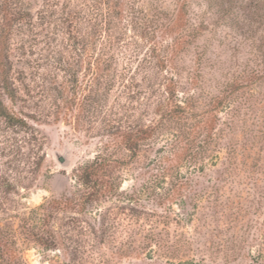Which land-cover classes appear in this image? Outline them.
Instances as JSON below:
<instances>
[{
  "label": "rangeland",
  "instance_id": "obj_1",
  "mask_svg": "<svg viewBox=\"0 0 264 264\" xmlns=\"http://www.w3.org/2000/svg\"><path fill=\"white\" fill-rule=\"evenodd\" d=\"M189 5L0 0V264H264V25Z\"/></svg>",
  "mask_w": 264,
  "mask_h": 264
},
{
  "label": "trees",
  "instance_id": "obj_2",
  "mask_svg": "<svg viewBox=\"0 0 264 264\" xmlns=\"http://www.w3.org/2000/svg\"><path fill=\"white\" fill-rule=\"evenodd\" d=\"M107 1L109 3L114 4L115 7L121 6V2H123V0H107ZM197 1L200 4H203L205 6V10H211L212 11L211 14L216 19L223 20V21L229 19L233 9H238V10L248 9L250 13L249 14L250 17L252 16L255 19H259L258 23H261L262 21L264 25V0H251L247 8L243 6L242 1L238 2V0H197ZM190 2L191 0H175V8H176L175 22L184 23L183 20L187 16V11L190 6L189 5ZM159 63L163 64L161 60ZM1 72H2L1 74L2 82L3 84H6V80H5L6 78L4 76V72L3 71ZM219 103H220V100H219ZM1 115L3 117H6L7 120L11 122L19 123L20 121V120H16V118H14V116H12L11 114L4 115L2 113ZM107 165H108V161L105 158L96 156L92 160V162L84 168L83 174H82L83 184L86 188L92 190V192L88 194V197H93L99 191H101L100 180L104 178V175H105L104 171H106Z\"/></svg>",
  "mask_w": 264,
  "mask_h": 264
},
{
  "label": "water",
  "instance_id": "obj_3",
  "mask_svg": "<svg viewBox=\"0 0 264 264\" xmlns=\"http://www.w3.org/2000/svg\"><path fill=\"white\" fill-rule=\"evenodd\" d=\"M58 161H59L60 163H64V160H63L62 157H58Z\"/></svg>",
  "mask_w": 264,
  "mask_h": 264
}]
</instances>
